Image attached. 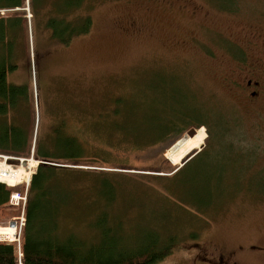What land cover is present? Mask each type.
<instances>
[{"label":"rangeland","instance_id":"374dc122","mask_svg":"<svg viewBox=\"0 0 264 264\" xmlns=\"http://www.w3.org/2000/svg\"><path fill=\"white\" fill-rule=\"evenodd\" d=\"M88 3L92 29L68 45L50 37L41 13L34 29L29 0L22 9L0 11V18L22 19L21 40L15 49L17 66L7 75V82L29 87L32 106L29 104L27 117L23 116L28 134L32 128L47 134L52 125L61 122L68 134L77 137L87 155L76 165L67 166L94 172L95 181L108 177L121 184L108 212L118 214L124 234L145 227L163 230L174 226L179 248L158 264H206L204 260L216 259L224 252L234 254L229 261L232 264H264V111H250L233 94L229 85L232 63L226 49L242 45L253 32L264 31V0ZM173 79L183 90L186 88L185 94L193 95L194 108L198 109L184 125L182 135L163 154L158 146L128 152L115 145L118 137L111 112L117 99L124 100L130 94L135 97L139 90L148 92V87L168 85ZM214 114L236 119V137L232 140L240 150L254 151L252 166H244L243 160L223 169H206L205 175L231 183L220 189L224 193L222 203L199 219L180 212L170 213L166 220L165 209L172 200L167 181L162 179L171 178L192 152L212 140L207 129L218 125L211 126L210 116ZM190 130L199 137L198 148L173 165L167 153ZM249 157L252 160L253 156ZM39 163L33 158L32 147L28 158L0 154V166L17 174L16 185L2 182L13 193L10 207L0 210V232L4 233L0 242H19L23 216L20 204L15 203L23 207L28 182ZM157 170L160 173L154 172ZM192 174L196 192L198 173L195 170ZM12 222L15 234L10 238Z\"/></svg>","mask_w":264,"mask_h":264},{"label":"trees","instance_id":"16d2710c","mask_svg":"<svg viewBox=\"0 0 264 264\" xmlns=\"http://www.w3.org/2000/svg\"><path fill=\"white\" fill-rule=\"evenodd\" d=\"M29 1L34 29L38 28L36 19L41 13L43 26L58 44L68 45L72 39L86 35L92 29V18L86 9L89 0ZM24 3L25 0H0V11L22 9ZM21 22L20 17L0 18V154L28 158L32 147L33 158L40 163L28 182L23 207L19 203L23 216L19 242H0V264L163 262L180 245L173 232L174 226L163 230L145 227L124 234L118 214L108 212L121 184L108 177L95 181L94 172L67 166L76 165L87 155L77 137L68 134L61 122L52 125L47 134L41 135L39 128L36 132L32 128L28 134L23 116L28 114L31 105L29 87L7 82V75L17 66L15 49L21 40ZM174 79L168 85L162 83L153 89L150 86L148 92L139 90L135 97L130 94L124 100L117 99L111 112V124L117 130L114 135L118 137L115 145H122L128 152H142L158 146L163 154L182 135L184 125L198 109L194 108L193 95L185 94L186 88L183 90ZM204 118L201 120L206 121ZM219 118L217 114L210 116L211 126L217 125ZM225 119L216 130L209 128L207 131L208 137L217 132L212 140L230 143L224 147L228 163L234 155L232 138L236 137L233 132L237 122L230 116ZM193 164L187 162L171 178L152 176L167 181L172 204L165 209L166 220L170 213L180 212L199 219L224 200L220 189L226 188L225 183L229 186V180L205 175L202 157ZM8 170L0 166V210L10 207L13 193L10 187L17 184V174ZM195 170L199 180L196 192L192 186ZM154 172L160 173V170ZM174 221L171 217L170 223Z\"/></svg>","mask_w":264,"mask_h":264},{"label":"flooded vegetation","instance_id":"af4514ba","mask_svg":"<svg viewBox=\"0 0 264 264\" xmlns=\"http://www.w3.org/2000/svg\"><path fill=\"white\" fill-rule=\"evenodd\" d=\"M246 40L242 45L226 46V49L230 52L229 59L232 63L229 73V85L233 94L240 98L250 111L262 112L264 111V31L253 32ZM224 117L226 118V116ZM223 120L225 119L221 118L220 114V122ZM212 136L213 134L210 138ZM205 142L197 152L190 154L188 162L192 166L198 157H202L206 169L218 166L223 169L226 165H239L243 160L245 162L243 165L251 168L255 156L254 151L240 150L237 147V142L232 141L234 155L227 163L224 156L226 153L224 147L230 144L228 141L208 140ZM250 155L253 156L252 160L249 157ZM225 175L226 173L223 174V176ZM232 177L233 175L229 178ZM233 258V253L224 252L219 253L216 259H206L203 262L206 264H232L229 261Z\"/></svg>","mask_w":264,"mask_h":264},{"label":"bare ground","instance_id":"6f19581e","mask_svg":"<svg viewBox=\"0 0 264 264\" xmlns=\"http://www.w3.org/2000/svg\"><path fill=\"white\" fill-rule=\"evenodd\" d=\"M198 141H199V137L197 134H195V132L187 133L182 140L177 142L175 148H173V150L167 153L172 161V164L176 165L184 156H186V153L196 149L199 144ZM2 234H4L3 231L0 232V235ZM14 234H15V228L9 227L7 236L12 238Z\"/></svg>","mask_w":264,"mask_h":264},{"label":"water","instance_id":"95a60500","mask_svg":"<svg viewBox=\"0 0 264 264\" xmlns=\"http://www.w3.org/2000/svg\"><path fill=\"white\" fill-rule=\"evenodd\" d=\"M190 132H195V131H191V130H190ZM190 132H188V133H190ZM14 226H15V222H12V223L9 225L10 228H12V227H14ZM14 228H15V227H14Z\"/></svg>","mask_w":264,"mask_h":264},{"label":"built area","instance_id":"2783aa9c","mask_svg":"<svg viewBox=\"0 0 264 264\" xmlns=\"http://www.w3.org/2000/svg\"><path fill=\"white\" fill-rule=\"evenodd\" d=\"M15 204H17V202Z\"/></svg>","mask_w":264,"mask_h":264}]
</instances>
